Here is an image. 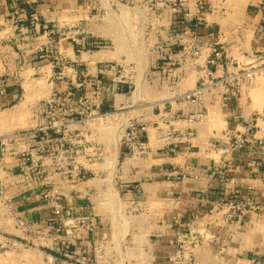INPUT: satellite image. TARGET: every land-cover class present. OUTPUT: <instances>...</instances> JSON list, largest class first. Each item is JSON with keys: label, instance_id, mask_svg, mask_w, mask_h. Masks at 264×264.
Returning a JSON list of instances; mask_svg holds the SVG:
<instances>
[{"label": "crops", "instance_id": "1", "mask_svg": "<svg viewBox=\"0 0 264 264\" xmlns=\"http://www.w3.org/2000/svg\"><path fill=\"white\" fill-rule=\"evenodd\" d=\"M173 1L165 0V5L153 8L151 1L133 0L130 10L146 12L148 19L137 23V41L131 39L130 21H122V46L118 47L117 38L112 33L113 22L110 23L107 16L114 5L112 0L107 3L103 0H0V77L7 82V92L0 95V102L5 106L0 116V133L10 135L21 130L32 131L46 124L47 118L40 107L52 96L59 97V105H55L57 118L66 122L60 131L50 130L52 140L48 141L46 149L38 150L34 141L27 144L33 159L40 165L41 176L48 182L45 187L33 182L20 201L21 194L10 190L13 196L6 204L10 212L0 211V236L15 230L12 215L15 217L22 213L29 221L49 217L54 202L43 198V191L57 188L62 193L63 203L58 213L78 214L86 197L71 184L81 180L76 177L79 171L91 172L97 168L96 114L106 100L95 93L99 89L111 88L110 80H117L109 79L112 71L107 67L113 63L111 57L129 59L135 56L134 51H138L149 59V67L141 71L144 75L141 82L142 88L156 91L153 105L158 106V111L147 119L152 123L160 120L169 107L175 111L189 109L180 99H169L206 80L202 58L210 44L217 43L225 53L221 64L214 67L212 79L231 70L233 59L247 61L253 51L264 48V37L256 30L264 22L259 0H218L217 3L207 0L209 8L201 15L194 40L201 48L202 58L194 63L195 57L188 56L181 48L191 39L174 30L180 22L171 5ZM86 10L93 11L94 15L86 19L82 15ZM31 13H36L35 20ZM72 14L73 23L67 19ZM83 18L91 24L88 34L82 33ZM71 25L77 27L74 29L76 37L67 35V28ZM97 25L106 31L105 35L97 34L100 30ZM51 26H56L59 32V52L63 43L68 44L74 58L71 53H64L61 65H54L44 58V54L38 55L42 58L41 70L47 84L45 95L41 101L27 106L29 112L24 129L10 128L11 117L5 120L9 123L7 126L3 124V118L6 110L17 109L21 99L18 63L23 60L22 67L33 65L31 59L34 55L28 54L45 50L51 40L52 29H48ZM21 40L26 44H19ZM246 40H249V46L245 45ZM83 41H98L100 46L92 50L82 49ZM29 45L33 49H25L26 57L21 59L15 47L27 48ZM160 52L170 56L164 66L158 60ZM67 57L72 60L69 65L65 60ZM129 64L134 71L131 74L139 73L135 61ZM121 85L123 89L115 95L123 97V101H130L128 97L131 88H136L135 82L127 78ZM217 90V85L205 90L201 105L207 109L208 116L204 121L184 126L181 123L180 128L176 122L177 130L171 137V141H177L174 151H170L169 145L160 141L155 131L150 129L145 157H123L119 166V186L123 187L124 196L153 207L146 213H139L142 219L137 229L143 231L148 239L143 249L145 259L139 264H174L177 252L180 253L181 264L190 260L186 258L188 254L193 264H264V148L247 145L223 154L208 144L211 136L235 124L232 116L241 114L246 117L256 106L248 98L222 106L216 96ZM68 91L70 97L62 99ZM79 97L85 100L91 111L85 118L80 114ZM187 126L194 129L191 137L185 136ZM19 146L10 144L0 155V167L4 164L9 173L18 171ZM252 161L260 164L255 167ZM233 193L252 195L259 207L248 210L240 219L224 221L219 215V203L231 199ZM9 204L11 206H7ZM88 214L100 219L98 213ZM125 227L126 224L123 233ZM182 232L186 233L185 239ZM94 236L113 238V228L99 220ZM181 241L185 250L179 249ZM76 242L88 247L86 233Z\"/></svg>", "mask_w": 264, "mask_h": 264}, {"label": "built area", "instance_id": "2", "mask_svg": "<svg viewBox=\"0 0 264 264\" xmlns=\"http://www.w3.org/2000/svg\"><path fill=\"white\" fill-rule=\"evenodd\" d=\"M152 2L154 7H162L165 5V0H148ZM172 7L178 13V21L180 25L174 30L178 31L181 35H186L191 40L189 43L182 45V50L188 56L195 57L194 63H197L198 58H202L201 48L196 40V27L201 19V15L208 10L207 0H174L171 3ZM258 6L262 13H264V0H259ZM32 18L36 19V13H31ZM174 28V27H173ZM262 37H264V22H261L259 27L256 29ZM198 41V40H197ZM100 46L98 41H83L81 47L87 48L88 50L95 49ZM209 50L202 58V65L207 76L206 80H202L201 83L178 93L175 97L169 100H181L186 106L189 107L187 111L183 110H172L170 107L164 112L160 120L152 122L150 125L142 118H136L128 120L121 130V144L124 145L122 150L124 156L145 157L148 144V132L150 129L155 131L158 139L164 141L169 145V150L174 151L177 148V141H171L172 135H174L177 128L175 127L176 122L183 119L186 125H190L195 122H202L208 116L207 109L201 105L202 98L205 90L210 87L217 85L218 90L216 93L217 99L222 106H228L240 98L251 99V91L259 89L264 92V48L257 49L251 53V56L245 60L233 59V68L220 75L217 79H212L214 67L221 64L225 58L223 48L217 43H212L209 46ZM169 55L164 52H160L158 60L163 66L168 62ZM132 64L125 65L126 72H132ZM117 63L109 64L108 70L118 71ZM128 68V69H127ZM169 73H171L169 71ZM172 74V73H171ZM123 80H113L111 88L123 89L121 85L127 78V75ZM7 92V82L4 77H0V95ZM71 93L68 91L62 99H68ZM58 96H52L44 106L40 109L47 118L46 124L38 126L32 131H17L10 135L0 133V155L3 154L5 148L8 145L17 143L20 144L18 150L20 155L19 168L17 173H9L8 168L2 164L1 170L10 179V182L27 180L36 178V174L40 173V165L33 159L30 149L27 144L30 141H34L35 147L38 150L47 148V143L52 140L51 131H60L63 127L65 128L66 122L64 120L59 121L58 109L55 105L57 103ZM61 99V101H62ZM79 103L81 104L80 114L90 115L89 105L86 104L82 97H79ZM5 106L0 102V116L3 113ZM164 110H166L164 108ZM98 116V114H96ZM236 121L233 126L225 128L220 134L213 135L208 140V144L211 148L217 152L227 154L235 150H239L247 145L258 146L260 149L264 148V105L254 107L250 114L244 117L241 114L232 116ZM165 125V127H162ZM194 129L187 126L185 136L191 137ZM160 133H163L161 135ZM64 141H61L63 143ZM121 151V152H122ZM135 157V158H137ZM229 163H227L228 165ZM252 164L256 167L260 163L252 161ZM230 165V164H229ZM229 167V166H228ZM4 168V169H3ZM33 169V170H32ZM258 170V168H257ZM33 172V173H32ZM34 174V175H33ZM2 176V174H1ZM0 176V179H1ZM11 177L13 179H11ZM38 179V178H37ZM81 179V177H78ZM35 182V180H34ZM47 179L41 177L40 180L36 181L43 185L47 184ZM45 185V186H44ZM53 191H43L42 197L50 199L54 202L52 213L46 219H40L38 221L24 220L21 222V227L41 228L44 235L42 241H44L43 250L46 252L47 259L52 264H120V252L118 251V244L114 238L97 237L94 234L97 231L98 223L97 217L88 213H78L73 215H66L67 213H58L62 208L63 203L61 202V191L57 188L52 189ZM205 197V195H204ZM259 207L258 201H256L252 195H241L240 193H233L231 199L222 201L219 203L218 211L221 212L219 215L224 221H230L233 219L242 218L248 210L257 209ZM10 212V209H9ZM13 224L15 230L19 227L18 215L15 217L12 215ZM86 233L88 241V247L84 243H77V239H81ZM2 240L0 237V254L3 248H12L16 245V235L13 233L6 234ZM182 238H186V233H181ZM122 252L125 253L124 247L120 246ZM179 248H185L180 244ZM174 264H181L180 253L177 252V257L174 260Z\"/></svg>", "mask_w": 264, "mask_h": 264}, {"label": "rangeland", "instance_id": "3", "mask_svg": "<svg viewBox=\"0 0 264 264\" xmlns=\"http://www.w3.org/2000/svg\"><path fill=\"white\" fill-rule=\"evenodd\" d=\"M109 2L110 0H103ZM132 1L133 0H112L114 5L112 4L109 13L107 14L109 18V22H113L114 28L112 29L113 37L117 38L118 47L121 45V39L123 37L122 33V21H130V36L133 41H137V23L143 21L144 19H148V15L146 12L140 13L137 10L132 9ZM193 1V0H191ZM217 3L218 0H213ZM244 0H240L243 2ZM110 3H108L109 5ZM125 7V8H124ZM127 8V9H126ZM103 13V12H102ZM87 14V15H86ZM94 15L93 11L89 10L83 11L82 15L86 19ZM85 15V16H84ZM73 14L68 17V21L73 23ZM85 18L82 20V33H90L91 24L89 21L86 22ZM94 26V25H93ZM92 26V29H93ZM98 30L102 28L100 25L96 26ZM74 27L71 25L67 28V35L69 37H76L74 34ZM96 28V29H97ZM48 29H52L50 31V42L45 50L29 52L30 55H34L32 57L31 62L33 65L23 66V60L18 63V68L20 74L17 75L19 83L22 85L21 89V99H19V106L15 111L6 110L4 113L3 124L6 126L9 123H5L9 117L13 120L10 123V128L16 129H24L25 128V119L28 115L29 110L27 106L30 104H34L36 101H41L44 97L47 84L45 75H43L41 66L43 65L40 61L42 58H39V54H44V58H48V60L54 65H61V61H63L62 54H70L68 44H62L59 52V44H58V31L56 26L50 27ZM135 29V31H133ZM217 29V26H216ZM95 31V30H94ZM95 33V32H94ZM106 31L100 29L97 34L105 35ZM110 34V33H109ZM26 44L25 40H21L19 44ZM245 45L249 46V40L245 41ZM25 49H33L30 45L25 48L15 47V51L20 55L21 59L26 57ZM135 56L132 58H117L111 57L113 63L119 65L118 71H114L112 75L106 76L109 79H117L123 80L125 76H128L129 79L133 80L136 84V88L133 87L130 90V94L128 99L130 101H123V97L119 95H115L116 93L121 92L120 88H104L96 91L95 94L103 101L106 100V104L103 106H99L98 111V120L96 128L98 130V153H97V168L93 169L91 172L89 170H81L77 173L76 177H81V180H76V182H72L71 186L76 189H80V193L86 197V199L81 203V208L78 213H98L102 223L106 224L107 227H112L114 232V240L118 244V251L120 252V264H139V262L144 261V246L147 243V235L143 233V231H138V227L141 222V215L139 213H146L149 210L153 209V207L148 203H142L137 201H132V199H128L124 196L123 187L119 186V166L123 161L124 153L122 150L124 149V145L121 144V130L123 126L128 122V120L142 118L144 121L149 119V115L156 113L158 111V106L153 105L156 100L155 92L153 88H142V82L144 75H141V71L149 67V59L146 58L141 52L134 51ZM141 54V55H140ZM72 58H74L71 53ZM67 59V60H66ZM70 58H65L69 65L72 60ZM131 61L136 62L137 70L139 73L136 75L126 72L127 67L125 65H129ZM22 67V68H21ZM21 68V69H20ZM128 69V68H127ZM133 71V70H132ZM134 72V71H133ZM132 75H134L133 78ZM113 80H110L112 82ZM183 92V91H182ZM252 100L254 101V106L258 107L260 105H264V92L259 89H254L250 94ZM115 103H114V102ZM114 103V105H113ZM139 103L141 105H139ZM257 104V105H256ZM85 118V115H83ZM149 125L151 124V120L146 121ZM186 125L183 119L178 121V127L180 125ZM115 149V151H114ZM122 151V152H121ZM137 156H133L135 158ZM126 158L129 156L126 155ZM4 169V168H3ZM40 169V167H39ZM1 179H0V211L1 213H8L9 209H7L6 204L10 203V197L13 196L10 192L14 191V193L21 194L19 195V201L22 196H24L25 192L30 188L32 183L41 179V171L36 174V178H32L27 180L26 178L22 180H17L10 182V179L5 176L3 171L1 170ZM67 174H70L67 172ZM38 178V179H37ZM68 178H71L68 175ZM79 181V183H78ZM76 183V184H73ZM78 183V184H77ZM70 186V185H69ZM18 191V192H15ZM11 206V204L7 205ZM19 207V205H18ZM20 208V207H19ZM21 209V208H20ZM19 210V209H18ZM19 212V211H18ZM24 214L19 213V227L17 230H13V234L16 235L17 243L12 248H3L0 254V264H52L47 257L46 252L43 250L44 241H42V236L44 235L43 230L41 228L34 227L29 229L28 227H21V222L26 220L23 216ZM25 222V221H24ZM125 232L123 233L124 225ZM0 237L2 240L7 237L5 233H3ZM184 239V238H183ZM181 244L184 245V242L181 241ZM123 246L125 249V253L122 252L120 246ZM180 250H185V248H179ZM186 258H190L189 261L184 264H193L192 257L189 254Z\"/></svg>", "mask_w": 264, "mask_h": 264}, {"label": "bare ground", "instance_id": "4", "mask_svg": "<svg viewBox=\"0 0 264 264\" xmlns=\"http://www.w3.org/2000/svg\"><path fill=\"white\" fill-rule=\"evenodd\" d=\"M257 105V104H256Z\"/></svg>", "mask_w": 264, "mask_h": 264}]
</instances>
